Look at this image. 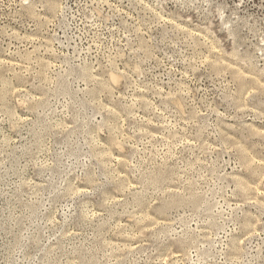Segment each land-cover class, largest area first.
Listing matches in <instances>:
<instances>
[{
  "label": "rangeland",
  "instance_id": "rangeland-1",
  "mask_svg": "<svg viewBox=\"0 0 264 264\" xmlns=\"http://www.w3.org/2000/svg\"><path fill=\"white\" fill-rule=\"evenodd\" d=\"M0 264H264V0H0Z\"/></svg>",
  "mask_w": 264,
  "mask_h": 264
},
{
  "label": "bare ground",
  "instance_id": "bare-ground-1",
  "mask_svg": "<svg viewBox=\"0 0 264 264\" xmlns=\"http://www.w3.org/2000/svg\"><path fill=\"white\" fill-rule=\"evenodd\" d=\"M113 81V80H112ZM260 164V163H259ZM83 189V188H82ZM85 189V188H84ZM118 198V197H117ZM155 221H157V220H155ZM138 231V230H137ZM232 244V243H231Z\"/></svg>",
  "mask_w": 264,
  "mask_h": 264
}]
</instances>
